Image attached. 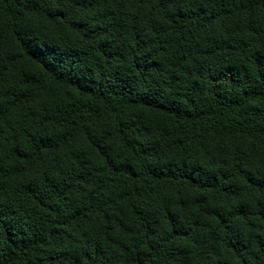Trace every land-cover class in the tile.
I'll list each match as a JSON object with an SVG mask.
<instances>
[{
  "label": "trees",
  "instance_id": "1",
  "mask_svg": "<svg viewBox=\"0 0 264 264\" xmlns=\"http://www.w3.org/2000/svg\"><path fill=\"white\" fill-rule=\"evenodd\" d=\"M0 264H264V0H0Z\"/></svg>",
  "mask_w": 264,
  "mask_h": 264
}]
</instances>
